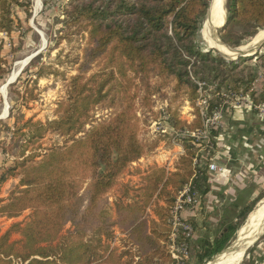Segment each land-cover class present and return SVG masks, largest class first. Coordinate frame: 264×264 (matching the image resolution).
<instances>
[{"label":"trees","instance_id":"obj_1","mask_svg":"<svg viewBox=\"0 0 264 264\" xmlns=\"http://www.w3.org/2000/svg\"><path fill=\"white\" fill-rule=\"evenodd\" d=\"M209 1L70 0L64 25L76 33L86 32L87 46L76 75L69 79L66 101L59 104L58 117L45 124H25L30 141L54 133L64 137L65 142L43 155L23 157V148L22 159L1 168L0 185L8 178L20 176V180L19 189L0 200V215L13 219L28 211L29 216L0 236V264H177L168 249L170 210L189 182L201 192L213 151L203 158L202 166L193 167L197 149L191 139L182 140L183 153L174 169L148 167L137 199L131 203L114 201V219L106 197L118 186L127 195L128 187L120 183L122 175L158 144V140L145 138L147 123L138 116L136 102L145 113H151L153 123L166 116L174 130L187 131L202 128L198 111L195 109L193 119L187 122L180 119L178 105H173L185 95V101L193 107L197 83L214 86L209 112L223 101L222 90L256 102L251 91L255 75L241 76L247 67L240 68V63L226 62L214 50L200 47ZM28 4L0 0V33L9 35L14 28L15 8L29 15ZM225 9L226 23L218 31L225 46L238 48L264 31V0H226ZM262 55H255L256 60ZM100 59H106L111 70L91 93L92 77L84 80V74ZM4 65L0 44V81L6 75ZM152 77L156 79L154 85L150 83ZM111 81L117 82L122 93L116 110L85 131L89 113L113 88ZM169 87L172 96L168 98L163 91ZM158 99L164 104L159 112L154 110ZM260 100L264 101V95ZM213 134L212 130L211 137ZM262 197L264 193L254 204ZM254 204L239 212L237 223L229 221L222 226L221 238L202 245L196 255L199 263L225 248ZM66 225L70 229L61 235ZM114 229L125 235L126 249L119 253L110 247ZM13 235L18 239L12 240ZM218 257L206 264H217Z\"/></svg>","mask_w":264,"mask_h":264},{"label":"rangeland","instance_id":"obj_2","mask_svg":"<svg viewBox=\"0 0 264 264\" xmlns=\"http://www.w3.org/2000/svg\"><path fill=\"white\" fill-rule=\"evenodd\" d=\"M22 1L29 2V15L26 16L22 9L15 8L13 16L14 28L9 35L0 33L1 57H3L5 61L4 67L6 71V75L0 81V170L2 167L12 165L17 159H22L33 153L43 155L49 148L64 145V137L54 133H46L35 142L30 141L28 128L25 127V124L28 122L33 124L37 122L45 124L58 117L60 113L59 104H63L66 101L69 79L76 75V70L82 59L83 50L87 46L86 32L76 33L74 28L68 29L64 25L66 19L65 12L70 0H21V2ZM224 2L226 4V1L222 0L220 6L223 14V20L220 25L224 21ZM262 33H264V31H259L254 37L247 39L238 48L245 47L248 49L246 54L252 53L258 45L264 42V34ZM210 41L212 44L209 45ZM214 42H216V39L213 34L206 29L200 32V47L203 50H208L207 47L209 46L213 47ZM220 44L224 45L222 42ZM225 47L229 49V47ZM238 48L236 50H238ZM214 49L218 56L221 57L222 55L219 53L218 49ZM263 53L264 43L256 55H261ZM28 57L30 58L29 62L19 71V63ZM232 57L234 56L231 55L228 58ZM234 63H240V68L247 67L244 73H241V76L255 75L256 79L253 85H251V91H253L254 99L256 100V102L253 103H262L260 99L262 95H264V55L258 60L253 56L240 58L239 61ZM110 70L106 59H100L91 64L89 70L84 74V80L92 77L89 86L91 93H94L100 82L107 78ZM14 71H16L17 74L12 76V78L11 74ZM128 75L132 76L130 73H128ZM118 81L117 79V82ZM117 82L111 81L110 87L113 88L109 91L108 97L101 104L94 107L89 113V123L84 126L85 131L92 125L107 119L116 110V104L122 95L120 89L116 85ZM8 83L9 85H7ZM150 83L154 85L156 79L152 77ZM135 84H137V81H135ZM11 85H13V87H11ZM3 90L4 93H2ZM163 93L168 98L172 96L170 87L165 89ZM212 93H214V90ZM221 93L226 92L222 90ZM228 94L234 95L229 101L235 100L238 97H245L236 93ZM221 97L224 99L223 96ZM185 99L186 97L184 95L173 105V107L178 105L179 117L184 121L187 120L190 114L193 115L195 110ZM161 102L162 101L159 99L155 100V111L159 112L164 109V104ZM135 107H138V116L145 119L147 123L145 138L148 140H158L156 149L161 143L165 146H172L167 135L163 136L164 134H162L161 131L155 132L151 113H145L144 110L139 107L138 102H136ZM227 108H229V106L224 108V112ZM4 112L5 115L2 116ZM160 123L163 124L162 121ZM16 128L19 129V132H16ZM79 136H81V134L77 137ZM164 137H168V139ZM23 148L25 151H23ZM156 149L133 163L122 175L120 183L128 187L126 196L123 195L124 188L121 186L116 187L107 195V207L112 219L115 217L113 204L116 199H121L123 203H131L137 199L138 189L141 187L142 183L141 179L143 172H145L148 167L156 165L152 157H156L159 153L164 151V148L161 150ZM21 151H23V157L20 154ZM197 153L198 151L196 154ZM198 154L200 157L201 153ZM40 157L41 156L36 157L35 160H39ZM19 180L20 176L8 178L0 185V200H5L11 192L19 189ZM262 198L264 199V197ZM262 198L261 201L254 205L251 212L252 214L259 204H261ZM251 213L248 214V216H251ZM28 216V211L13 219L0 215V236L5 233L12 224L21 223L27 220ZM248 216L245 220V225L243 224L244 226L248 224ZM257 222L258 219H254V222H252L247 229L250 230L252 227H255ZM233 223H237V221ZM241 227L239 229L240 234L237 236L239 231L237 230L233 238L226 245L227 248L237 245L243 233ZM68 229H70V227L66 225L60 234L64 235L65 231ZM124 238L125 235L121 231L114 229V237L112 241H109L110 247L117 250V253L123 251L126 249ZM16 239H18V236L13 235L12 240ZM259 241L264 242V234L260 237ZM258 243L255 247L259 245ZM245 251L246 249L242 253L237 264L240 263L244 257ZM222 253H218V260ZM216 256L217 254L210 259ZM196 260L197 258H195V262L193 263L190 259L186 263L206 264L208 261L199 263L198 260Z\"/></svg>","mask_w":264,"mask_h":264},{"label":"crops","instance_id":"obj_3","mask_svg":"<svg viewBox=\"0 0 264 264\" xmlns=\"http://www.w3.org/2000/svg\"><path fill=\"white\" fill-rule=\"evenodd\" d=\"M192 119L190 114L186 121ZM223 122V129L212 135L214 149L207 179L193 208L182 213L193 229L189 240L193 263L204 243L221 238L222 226L236 222L239 212L264 193V114L243 105L233 106L223 113ZM162 148V153L152 157L153 162L157 166L168 163L173 170L183 149L161 143L157 149ZM239 264H264V242L249 247Z\"/></svg>","mask_w":264,"mask_h":264},{"label":"built area","instance_id":"obj_4","mask_svg":"<svg viewBox=\"0 0 264 264\" xmlns=\"http://www.w3.org/2000/svg\"><path fill=\"white\" fill-rule=\"evenodd\" d=\"M197 97L194 102L193 109L198 111V114L202 121V128L194 131H187L182 129L174 130L167 122V117H162V122L153 123V127L156 131H161L162 134L167 135L172 147H181V141L184 139H191L195 145L196 152L193 159V167L202 166L203 158H207L210 152L213 151L214 146L211 137V131H218L223 129V113L226 106H245L250 110L264 114V101L259 104L253 103L248 96L238 97L235 100H230L234 95L228 93H222L223 101L218 108L208 111V104L212 98L213 86L206 85L204 83H197ZM212 93V94H211ZM186 121V120H185ZM168 170L172 171V165L166 163L164 165ZM174 168V167H173ZM209 169V165H208ZM197 191L189 182L178 193L174 206L170 210L169 224L170 235L168 249L172 259L177 264H184L190 260V247L189 240L191 238L193 229L191 225L182 218V213L190 208H193L196 202Z\"/></svg>","mask_w":264,"mask_h":264},{"label":"bare ground","instance_id":"obj_5","mask_svg":"<svg viewBox=\"0 0 264 264\" xmlns=\"http://www.w3.org/2000/svg\"><path fill=\"white\" fill-rule=\"evenodd\" d=\"M221 2H222V0H216L214 8H213V13L211 14L212 15V23L215 26H220V23L223 20L222 9L220 7ZM262 34H264V33H262ZM211 40L213 42L212 38H211ZM210 44H212L211 41H210L209 45ZM213 45L212 46L214 48H217L219 53L226 58L230 57L231 55L236 56L237 54H240V53L246 54V52L248 51V49L245 47L238 48V50L233 51V50L226 48L224 45H222L218 42H214ZM232 58H234V57H232ZM28 59H29V57L24 59L23 61H21L19 63V68H18L19 71L26 64ZM16 71H14L11 74V76H15L17 74ZM2 93H4V90L2 91ZM4 115H5V112L2 114V116H4ZM254 219H258V222L255 225V227H252L250 230L247 229V228H249L250 224H252V222H254ZM262 219H264V199L262 200L261 204H259V206L254 210L253 214L251 213V216L250 215L248 216V224L246 226H244L245 225L244 224L241 227V230L243 233H242V236L239 238L237 245L225 250L221 254L220 259L218 260L217 264H237L239 258L241 257L242 253L244 252V250L248 247V245H249V247L251 246L252 238L257 237L259 234L264 232V231L260 232L258 230L259 224L262 221Z\"/></svg>","mask_w":264,"mask_h":264},{"label":"water","instance_id":"obj_6","mask_svg":"<svg viewBox=\"0 0 264 264\" xmlns=\"http://www.w3.org/2000/svg\"><path fill=\"white\" fill-rule=\"evenodd\" d=\"M226 1V0H225ZM215 2L216 0H210L209 1V4H208V8H207V12H206V16L204 18V21H203V24H202V28H201V31L200 32H203L205 29L210 32L211 34L214 35L215 39H216V42H220L221 43V40L219 39V36H218V31L221 30L224 26H225V23H226V9H225V2H224V5H223V9H224V21H223V24L220 25V26H215L213 25L212 23V13H213V8H214V5H215ZM264 43V42H263ZM262 43V44H263ZM262 44L258 45L255 50L250 53V54H244V53H240V54H237L236 56H234V58H226L224 56H220L225 59L226 61H231V62H237L239 61L240 58H247L249 56H253L255 57L256 53L260 50ZM208 50H214V48L212 47H207ZM230 50H236L237 48H234V49H231L229 48ZM9 85V83L7 84ZM113 160L116 158V153L113 152V156H112ZM258 230L261 232V231H264V219H262V221L260 222L259 224V227H258ZM264 234V232H262L261 234H259L257 237L255 238H252V241H251V246L256 243L257 241H259L260 237ZM237 237V236H236ZM237 239V238H236ZM229 248H227V246L220 252H224L225 250H227ZM249 249V246L246 248V251ZM245 251V253H246ZM219 253V254H220ZM244 253V255H245ZM217 254V255H219ZM239 264V263H238Z\"/></svg>","mask_w":264,"mask_h":264}]
</instances>
